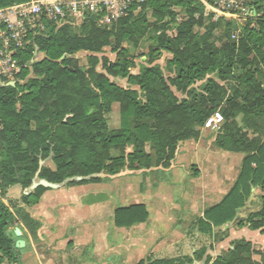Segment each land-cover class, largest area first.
Instances as JSON below:
<instances>
[{
  "label": "trees",
  "instance_id": "obj_1",
  "mask_svg": "<svg viewBox=\"0 0 264 264\" xmlns=\"http://www.w3.org/2000/svg\"><path fill=\"white\" fill-rule=\"evenodd\" d=\"M26 1L0 0V8ZM253 3L263 12L245 25L225 18L213 20L197 0H148L111 25L89 14L79 25L71 18L60 25L47 22L45 32L31 36L21 56L22 64H30L18 77L30 73L33 77L24 83L17 80L15 85L0 82V264H22L21 249L16 246V228H21L17 216L24 214L21 205H36L48 189L39 186L22 192L19 200L10 199L8 204L4 200L11 187L25 190L36 176L75 185L98 182L100 174L116 175L126 169H171L180 144L198 139L217 110L224 121L217 130L216 145L245 155L229 192L205 209L196 228L214 242L226 239L229 229L224 225L236 219L253 189L259 188V208L247 211L235 226L264 233V121L257 119L264 114V8L262 0ZM196 27L203 32L195 31ZM238 27V38H232ZM218 29L223 31L216 37ZM145 39L150 40V61L170 54L166 63L170 76L160 64L131 72L134 58L124 45L137 47ZM111 46L119 60L99 56ZM81 51L88 53L85 67L75 58ZM37 53L43 56L32 61ZM111 77L127 78L129 86ZM200 80H205L202 87L195 88ZM177 91L188 92V97L180 99ZM116 106L121 124L111 129L107 115ZM148 217L144 204L115 211L119 227ZM200 261L264 264V250L240 237L216 257L199 249L193 257H149L137 264Z\"/></svg>",
  "mask_w": 264,
  "mask_h": 264
},
{
  "label": "crops",
  "instance_id": "obj_2",
  "mask_svg": "<svg viewBox=\"0 0 264 264\" xmlns=\"http://www.w3.org/2000/svg\"><path fill=\"white\" fill-rule=\"evenodd\" d=\"M77 20L81 22L79 16ZM208 136L203 130L198 139L182 143L171 169L136 171V181L130 174L121 175L123 171L100 174L98 182L48 187L36 205H21L24 214L17 218L22 235L16 240L24 242L20 247L22 264H137L149 257H193L191 253L202 248L206 235L198 231L196 222L206 208L229 192L244 157L240 164L229 152L218 150L223 153L222 160H217L212 150L202 153ZM211 144L221 149L215 139ZM189 153L191 160L186 158ZM155 173H162L163 179ZM133 204L146 205L148 219L117 226L115 211ZM223 228L229 229L228 237L211 240L208 245L213 241L215 252L205 254L216 257L226 253L239 232L250 231L232 222Z\"/></svg>",
  "mask_w": 264,
  "mask_h": 264
},
{
  "label": "built area",
  "instance_id": "obj_3",
  "mask_svg": "<svg viewBox=\"0 0 264 264\" xmlns=\"http://www.w3.org/2000/svg\"><path fill=\"white\" fill-rule=\"evenodd\" d=\"M148 0H28L0 8V82L15 81L28 63L22 64V52L31 36L42 34L47 22L63 24L68 18L81 24L87 15L97 14L105 25H111L125 16L134 5L140 7ZM202 3L213 20L220 18L246 23L259 17L253 0H197ZM264 8V0H262ZM76 16L81 22L76 21ZM241 30L232 36L237 38ZM224 116L217 110L205 122L204 128L218 130Z\"/></svg>",
  "mask_w": 264,
  "mask_h": 264
},
{
  "label": "rangeland",
  "instance_id": "obj_4",
  "mask_svg": "<svg viewBox=\"0 0 264 264\" xmlns=\"http://www.w3.org/2000/svg\"><path fill=\"white\" fill-rule=\"evenodd\" d=\"M205 15L208 16V15H211V14L208 11L205 10ZM245 24L243 23V25H245ZM203 30H204L203 28H199V27H196L195 28V31L203 32ZM238 30H241V28L240 27H238L237 29L235 28V30L233 31V34L236 33ZM222 31H223V29L216 30L215 31V36L217 37V36L221 35ZM232 38H234V37L232 36ZM237 38H235V39H237ZM149 45H150V40L149 39H145L137 47H134L132 45V43H129V42H126L125 43L124 46H126L128 48V50H129L128 56L133 57L134 58V62H135L134 66L131 67V72L138 73L140 71V69L143 66H145V65L160 64L164 68V72H165L166 76H170L171 73L169 72V70L166 67L167 60L169 58H171L170 54H168V53L165 52L160 59L152 62V61H150V56H149ZM87 54H88L87 52L81 51V52H79V53H77L75 55V58H77L79 60L80 64L82 66H84V67L87 66V60H86V55ZM104 55L105 56H108L111 60H119L120 59V56H119L118 51L117 50H114L112 46L111 47H106L104 49L103 53L100 54L99 56H104ZM42 56L43 55L41 53H37V54H35L33 56L32 61L40 60ZM29 64L30 63H28V65ZM98 69L99 70H102L101 65L98 66ZM33 75H34L33 73H30V74L26 75L23 78L22 77H17L16 81L18 80L21 83H24L29 78L33 77ZM111 79L114 82H116L117 84H119V85H122V86H125V87L129 86V83H128L127 78L111 77ZM204 81L205 80L198 81L195 84L194 87L195 88H201ZM176 94L179 96L180 99H183V98L188 97V92L177 91ZM17 104H18V107H20V101H18ZM257 119H258L259 122L264 121V114L259 115ZM107 120H108V125H109V127L111 129H118L120 127L121 117H120V113H119V111L117 109V106L115 107V109L111 113H109L107 115ZM203 130H207L208 131V135L209 136L206 138V144H207V147H209L210 149H207V147H204V148L201 149V152L202 153H205V152L207 153L209 150H212L214 157L217 160H222L223 157H224L223 156V153H220V152L218 153V150H220L221 152H229L227 154H231V156L233 158H235L236 161H239V163L241 164V158L245 154H243V153H233V152H230V151H224V150H221V149H217V147H215L213 144H211L212 140L215 139L216 134L218 133L217 130L205 129L204 127L202 128V131ZM129 150H131V148H128L127 149V151H129ZM179 152H180V146H179V149H178V153ZM186 158L188 160H191L192 154L189 153L186 156ZM0 170H1V167H0ZM162 170H165V169H162ZM155 174H160V176H159L160 179H163V177H164L162 175V173H155ZM121 175H126V176L129 175V178L130 179L136 181V171H128L126 169V170H123V172L121 173ZM36 179L39 180L38 177ZM11 189H13V190L10 191ZM11 189L8 190L7 198L4 200L8 204H9V200L10 199H15V196H16L17 199L19 200L20 197H21V195H22V189L19 186H14ZM260 193H261V191H260L259 188H254L253 195H252V197L249 200L248 207L247 208H244L243 212H241L242 213L241 216H246L247 215V211H249V210L258 209L259 208V206H260V200H259V197L257 195H259ZM183 202H186V201H183ZM12 210L17 214V210L15 208H12ZM238 237H244L246 239H249V240H251L253 242V244H254V246H255V248L257 250H264V233L260 232L259 230L258 231H252V230H250V231H245V232H241V233L239 232L237 234V238ZM204 238H205V240H203L204 242H202L203 245H202V248L201 249L205 250V253L206 252H208V253H214L215 252V249L213 247V241H212L211 245H208V243L211 240H213V239H211V237L208 236V235H205ZM191 255L194 256L195 255V252L194 253H191ZM257 257H258V255H257Z\"/></svg>",
  "mask_w": 264,
  "mask_h": 264
},
{
  "label": "water",
  "instance_id": "obj_5",
  "mask_svg": "<svg viewBox=\"0 0 264 264\" xmlns=\"http://www.w3.org/2000/svg\"><path fill=\"white\" fill-rule=\"evenodd\" d=\"M245 24V23H244ZM15 81H12V82H8V83H6V84H10V85H15ZM3 84V83H2ZM43 162H41V164H42ZM37 178V176L34 178V180H33V183H32V185L29 187V188H27L26 189V193H30L31 191H33L35 188H37V187H39V186H45V187H50V188H56V187H59V186H61L62 184H59V183H52V182H50V181H48V180H46V179H39V180H37L36 179ZM77 179L78 180H81L82 179V177H77ZM254 190V189H253ZM248 204H249V201L246 203V206H245V208H247L248 207ZM242 216H241V211L240 210H238V215H237V217H236V219L234 220V221H232V223L234 224V223H236V221L239 219V218H241ZM20 233H21V231H20V228L19 227H17L16 228V234L17 235H20ZM23 241L21 240V239H18L17 241H16V246L17 247H21L22 245H23Z\"/></svg>",
  "mask_w": 264,
  "mask_h": 264
}]
</instances>
